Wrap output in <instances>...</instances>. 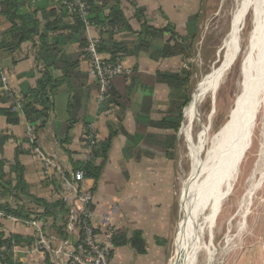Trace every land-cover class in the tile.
Instances as JSON below:
<instances>
[{
  "label": "crops",
  "instance_id": "obj_1",
  "mask_svg": "<svg viewBox=\"0 0 264 264\" xmlns=\"http://www.w3.org/2000/svg\"><path fill=\"white\" fill-rule=\"evenodd\" d=\"M47 1H50L47 12L56 9L52 0ZM119 1L120 10L129 20L134 32L139 30V26L132 18L134 13L132 3L137 7L144 8L146 20L151 26L157 28L165 26V18L176 25L178 17L180 18V15L184 14L179 9L180 0ZM27 9L28 12L35 11V8L29 4ZM188 16L186 15L185 19ZM46 18L49 20L46 21L45 18L43 20L42 16L37 14L41 26L54 19L49 15ZM62 24L72 25V18L70 16L63 17ZM10 28L11 26L5 19L0 17V42ZM60 34H65V32ZM91 35L100 38V33L94 30L91 31ZM132 38L124 31L115 36L117 41L132 40ZM38 52L30 42L22 44L20 49L13 53L0 50V72L4 76L6 75L7 87L15 91L16 94L24 89L35 88L36 82L41 77L43 63L40 61ZM59 52L60 55H73L78 52V46L67 44L62 46ZM177 60L178 58H171L156 62L150 60L147 54L139 52L124 58L122 63L129 71L135 69L139 75L153 76L158 71H169L170 69L163 68V66H172ZM87 70V59L80 57L76 71L85 75ZM50 71L52 79H57L62 75L59 69L50 68ZM116 81H113V86L122 91L121 86ZM146 88L140 81L139 83L135 82L127 94L128 96L123 97L121 104L119 106L110 104L112 106L111 112L104 116L101 113L103 110L98 113L97 88L93 81L87 79L84 85L80 86L79 84L75 97L68 94L65 84L57 87L52 95V108L48 120L45 126L37 132V146L52 166H46L44 161L29 150L25 141L27 125L24 120L20 119L17 125H8L5 118L0 116V133L9 138L4 145L1 159L11 163L15 157L16 149L23 151L24 154L20 156L19 160L24 169L28 192L37 198L46 200L50 199L51 196L57 200L56 195L60 196L64 193V200H69L71 196L69 197L68 186L72 182L73 164L82 162L84 158L82 142L86 125L96 119L98 142L106 140L110 132L118 130L120 127L126 135H134L136 130L134 117L140 111L143 89ZM168 94L169 91L164 85L156 84L154 86L150 108L151 118L158 119L161 117V111L166 109ZM126 135L118 133L114 137L107 160L104 163L100 157L94 161L95 165L101 164L103 168L97 189L92 193L90 205L93 213L92 224L99 237L103 236L104 231L112 229L114 244L118 241V233H124L126 244L113 247L112 240L111 264H163L167 226L170 221L174 195L173 180L168 176L169 162L159 155L152 158L141 156L136 159L132 151L138 146L130 144ZM57 168L64 171L66 177L63 182L60 180L58 186L54 187L49 180L45 179L53 176ZM4 171L9 175L8 167H5ZM55 189H58V192ZM47 194L49 197L46 198ZM73 203L74 201L71 202L72 207ZM28 204L30 207L36 208L31 203L28 202ZM69 217L70 214L64 228L66 234L64 240H60L54 234L48 238L45 237L50 241L49 252L43 253L42 250H33L31 249L33 245L29 247L20 246L14 248V256L24 264H46L45 256L50 253L55 264H66V256L63 257V255H67L75 249L80 239V226L78 223H74L70 227ZM259 225L262 227H256V229L257 233L262 235L261 243L258 246L251 245V249H258V264H264V223ZM52 229L53 225L49 221L46 230L51 231ZM0 232L5 235L17 234L34 238L38 234L35 228L22 225L10 218H0ZM134 233H138L142 239L143 253H138L131 243ZM60 242L66 243L61 249Z\"/></svg>",
  "mask_w": 264,
  "mask_h": 264
},
{
  "label": "trees",
  "instance_id": "obj_2",
  "mask_svg": "<svg viewBox=\"0 0 264 264\" xmlns=\"http://www.w3.org/2000/svg\"><path fill=\"white\" fill-rule=\"evenodd\" d=\"M66 1L69 0H52L56 9L47 12L50 4V1L47 0H0V17L4 18L11 26L0 42V50L13 53L19 50L22 44L30 42L39 51L38 56L43 63L41 77L36 82L35 88L24 89L19 94H16L11 88L8 91L3 89L2 73L0 72V116L5 118L8 125H17L22 119L27 126L32 127L33 145L29 144L28 138L25 140L30 151H32L31 147H38L37 132L45 126L48 120L52 108V95L57 87L65 84L68 94L75 97L79 84L82 86L87 79L91 80L87 72L84 75L76 71L80 57L86 58L83 51L87 45V39L81 19L68 13L64 5ZM119 2V0L88 1L89 20L102 29L99 32L97 51L106 63H113L116 59L124 60V58L139 52L147 54L150 60L156 62L171 58L185 61L192 56L198 35L197 14L189 15L186 18L185 32L182 35L176 31V26L166 18L165 26L161 28L151 26L146 20L144 8L137 7L132 3L131 6L134 10L132 18L139 26V30L134 32L129 20L120 10ZM111 3L113 5H110ZM28 4L32 5L35 11L28 12ZM37 14H40L46 21L49 20L46 18L48 15L54 19L41 26ZM69 16L72 18V25H63L62 18ZM190 25L193 27L192 30ZM123 31L131 35L132 40L117 41L115 36ZM64 32L65 34H60ZM67 44H76L78 52L73 55H60V48ZM64 67H67V70ZM50 68L59 69L62 72L61 77L52 79ZM190 78L191 73L188 68H180L172 72L158 71L153 76L139 75L134 69L128 76H118L113 80H117L122 91L117 90L113 86V81L111 82L106 98L99 104L98 113L102 110L105 111L106 107L112 108L110 104L119 106L123 97L128 96L127 94L135 82L139 83L140 81L144 88L146 86L147 88L143 89L140 111L134 117L136 125L134 135H126L120 127L118 130L110 132L109 137L103 142L96 141L90 161L73 164L74 172L82 171L84 173L82 184L84 190L90 191L91 194L96 191L103 165L97 166L94 161L99 157L103 163L107 160L112 140L118 133L126 135V139L133 146H138L132 151L136 159L141 156L152 158L155 155L162 156L169 161L174 159L177 133L182 125L184 109L190 103V95L187 92ZM93 83L98 89L97 84L94 81ZM156 84L164 85L169 91L166 109L158 119L150 117L152 93ZM16 97L21 101L20 113L12 111V101ZM84 137L85 134L83 145ZM8 139L5 134L0 133V212L5 216L23 221L36 220L39 226L41 225L40 232L44 237L48 238L54 234L60 240H64L66 238L65 224L72 208L71 202L75 197L71 196L69 200H64L65 195L62 193L60 196L56 195L57 200H54V196L46 200L30 194L24 178V169L19 160L24 152L16 149L15 157L11 163L1 159L4 145ZM5 167L9 168V175L5 173ZM64 175L66 177L65 172ZM45 180H49L50 184L56 187L60 180L63 182L65 179L55 170L53 176ZM55 190L58 192V189ZM28 202L36 208L30 207ZM77 218L79 221L80 217ZM49 221L53 225L51 231L46 230ZM35 241L34 237L17 234L5 235L0 232V264H24L14 256L13 250L20 246H32ZM114 241L115 239H113V247L127 243L123 232L118 233V241L115 244ZM131 243L138 253L144 252V244L138 233L133 234ZM111 255L112 250L110 257ZM51 257L50 253L45 256L46 264H55Z\"/></svg>",
  "mask_w": 264,
  "mask_h": 264
},
{
  "label": "rangeland",
  "instance_id": "obj_3",
  "mask_svg": "<svg viewBox=\"0 0 264 264\" xmlns=\"http://www.w3.org/2000/svg\"><path fill=\"white\" fill-rule=\"evenodd\" d=\"M239 2L240 0H180L179 2V9L181 13L184 12L180 18L178 17L176 25L174 24L179 34L183 35L185 32V16L197 14L198 35L194 53L185 61L178 59L174 65H164L163 68L170 69L169 72L180 68L189 69L191 78L187 92L190 95V103L198 85L214 79L220 72L222 63L229 52H233V61L223 71L218 87L204 96L196 116L189 124L184 117L190 103L184 109L182 125L177 133L174 159L167 160L169 162L168 176L173 180L174 195L167 226L163 264H176L177 261L178 229L185 218L182 191L190 173L193 152L195 149L200 150L201 157L205 154L213 136L230 119L235 107V98L239 94L241 66L249 44V35L253 31L251 12L244 16L243 21L239 20L236 27L234 17L239 9ZM190 28L193 29L191 25ZM234 28L235 31H233ZM161 113L163 114L164 111ZM258 117L252 130L250 146L239 164L232 189L223 200L220 211L213 221L212 229L207 234L208 239L205 242L208 253L198 254L193 264L259 263L258 249H251V245H260L262 235L257 233L256 227L260 228L262 225L259 224L264 223V212H262L264 210V177L262 179L260 174L264 169V162H262L264 160V126L260 115ZM36 157L39 156L36 155ZM39 159L44 161L40 157ZM47 197H49L48 194ZM208 256L209 263L206 262Z\"/></svg>",
  "mask_w": 264,
  "mask_h": 264
},
{
  "label": "bare ground",
  "instance_id": "obj_4",
  "mask_svg": "<svg viewBox=\"0 0 264 264\" xmlns=\"http://www.w3.org/2000/svg\"><path fill=\"white\" fill-rule=\"evenodd\" d=\"M240 2L234 17L236 27L248 12L253 14V31L249 35V44L241 66L240 90L230 119L213 136L205 154L201 157L200 150L195 149L193 152L190 173L182 191L185 218L178 229L176 264H193L198 254L208 253L205 242L207 234L212 229L223 200L232 189L259 115L264 126V0ZM232 61L233 52H229L215 78L198 85L189 107L186 108L184 118L188 124L196 116L204 96L218 87L223 71ZM260 174L263 179L264 169ZM209 260L208 256L206 262L209 263Z\"/></svg>",
  "mask_w": 264,
  "mask_h": 264
},
{
  "label": "built area",
  "instance_id": "obj_5",
  "mask_svg": "<svg viewBox=\"0 0 264 264\" xmlns=\"http://www.w3.org/2000/svg\"><path fill=\"white\" fill-rule=\"evenodd\" d=\"M89 0H69L64 2L69 14L78 16L85 29V36L87 39V45L84 48L85 57L88 62V77L97 84V107L106 98L108 88L111 82L118 76H128L130 71L124 67L122 60L116 59L113 63H106L101 55L97 51L98 38L91 35V31L94 30L97 33L102 29L100 26L93 24L89 20ZM1 83L3 89L8 91L9 88L6 85V77L2 75ZM12 111L20 113L21 101L16 97L12 101ZM112 108H107L101 113L106 116L111 112ZM100 113V114H101ZM97 117V116H96ZM96 119L91 122L85 132L84 142V158L83 162L86 163L91 159V152L95 147L97 141V129L95 124ZM29 144L33 145L34 135L33 129L27 126L26 131ZM31 147V146H30ZM32 151L44 160L46 166H52L46 157L43 156L38 147H31ZM60 176L65 179L64 171L56 169ZM72 182L68 186L69 197L74 196L73 207L70 209L69 226L72 227L74 223H78L80 226V239L77 242L75 249L69 254L63 255L66 258V264H111L110 253L112 250L113 230L108 229L104 231L102 237L97 236L94 226L92 224L93 213L90 210L92 201V194L90 191L83 189L82 184L84 182V173L82 171L71 173ZM80 217L79 221L78 218ZM0 218H10L14 221L33 227L37 230V240L31 249L42 250L44 252L50 251V241L47 240L40 232L39 223L36 220L23 221L16 218L5 216L0 212ZM78 221V222H77ZM66 243L60 242V249Z\"/></svg>",
  "mask_w": 264,
  "mask_h": 264
}]
</instances>
